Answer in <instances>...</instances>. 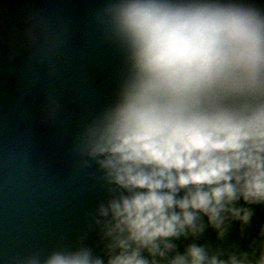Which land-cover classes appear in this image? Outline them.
I'll use <instances>...</instances> for the list:
<instances>
[{
  "label": "clouds",
  "instance_id": "1",
  "mask_svg": "<svg viewBox=\"0 0 264 264\" xmlns=\"http://www.w3.org/2000/svg\"><path fill=\"white\" fill-rule=\"evenodd\" d=\"M97 19L120 68L74 151L107 192L87 225L99 252L17 264H264V223L248 235L264 207V8L105 0Z\"/></svg>",
  "mask_w": 264,
  "mask_h": 264
},
{
  "label": "water",
  "instance_id": "2",
  "mask_svg": "<svg viewBox=\"0 0 264 264\" xmlns=\"http://www.w3.org/2000/svg\"><path fill=\"white\" fill-rule=\"evenodd\" d=\"M201 242H203V241H201Z\"/></svg>",
  "mask_w": 264,
  "mask_h": 264
}]
</instances>
